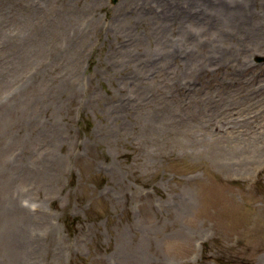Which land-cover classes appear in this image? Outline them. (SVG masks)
<instances>
[{
  "label": "rangeland",
  "instance_id": "1",
  "mask_svg": "<svg viewBox=\"0 0 264 264\" xmlns=\"http://www.w3.org/2000/svg\"><path fill=\"white\" fill-rule=\"evenodd\" d=\"M241 1L0 0V264H264Z\"/></svg>",
  "mask_w": 264,
  "mask_h": 264
},
{
  "label": "bare ground",
  "instance_id": "2",
  "mask_svg": "<svg viewBox=\"0 0 264 264\" xmlns=\"http://www.w3.org/2000/svg\"><path fill=\"white\" fill-rule=\"evenodd\" d=\"M211 10H213V12H214V8H212ZM232 11L234 12L232 14V20L227 18L226 21L220 25V28L222 30H226L227 28L235 29L237 31L238 35H240L242 33H246V34L250 35L249 30H248V26H249L248 20L250 17L249 16L250 11H249L247 5L243 1L239 0V8H234V9H232ZM215 16L218 19V11L217 10L215 11ZM192 23H193V25H196L198 22L196 20H193ZM217 26H218V21H217ZM194 28L199 29V27H194ZM248 37H250V36H248ZM243 40H241V41H243ZM189 43L193 44V40L192 41L190 40V42H187L186 44H189ZM243 44L244 43L240 42L238 45L243 46ZM213 123H211L209 128H211V130L214 132V130L212 129ZM213 136H215V134H213Z\"/></svg>",
  "mask_w": 264,
  "mask_h": 264
},
{
  "label": "water",
  "instance_id": "3",
  "mask_svg": "<svg viewBox=\"0 0 264 264\" xmlns=\"http://www.w3.org/2000/svg\"><path fill=\"white\" fill-rule=\"evenodd\" d=\"M114 2L116 1V0H113Z\"/></svg>",
  "mask_w": 264,
  "mask_h": 264
}]
</instances>
